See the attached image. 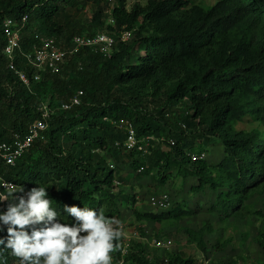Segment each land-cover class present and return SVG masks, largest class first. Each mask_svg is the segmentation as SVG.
Masks as SVG:
<instances>
[{"label":"trees","instance_id":"1","mask_svg":"<svg viewBox=\"0 0 264 264\" xmlns=\"http://www.w3.org/2000/svg\"><path fill=\"white\" fill-rule=\"evenodd\" d=\"M102 1L0 0V143L24 135L44 106L51 111L41 137L14 166L0 162V175L26 190L36 181L44 183L58 210L102 205L110 218L122 222L124 209L135 223L157 225L155 234L172 223L188 225L198 212L177 205L138 212L134 191L116 192L122 185L116 174L120 165H129L134 173L143 168L139 178L156 172L161 186L174 175L196 178L193 191L217 192L207 214L215 213L221 222L260 214L246 204L264 191V131L236 126L249 118L264 129V0H219L208 9L189 0H140L130 8L128 0H115L113 6L108 0L102 6ZM87 4H93L90 18L81 12ZM22 17L25 53L35 34L54 38L63 49L82 35L105 34L114 45L109 55L82 49L59 74L39 72L40 80L34 82L35 69L26 60L17 57L11 70L3 54V20L11 18L20 26ZM124 33L130 35L126 41ZM15 71L28 76L29 87ZM77 92H82L80 105L60 111ZM122 121L133 126L137 139H153L149 154L125 151ZM214 145L222 155L211 161L206 153ZM191 153H203L206 159L192 162ZM184 225L179 229L205 254L210 223L196 229ZM116 243L113 263L121 258L123 238ZM124 261L198 264L182 254L154 258L138 241L131 242Z\"/></svg>","mask_w":264,"mask_h":264},{"label":"clouds","instance_id":"2","mask_svg":"<svg viewBox=\"0 0 264 264\" xmlns=\"http://www.w3.org/2000/svg\"><path fill=\"white\" fill-rule=\"evenodd\" d=\"M35 183V187L26 190L22 184L13 185L0 179V264H9L10 257L15 258V264H116L124 261L132 241L129 238L127 254L122 256L125 236L128 238L125 224L110 218L102 205L99 208L63 205L58 210L44 183ZM158 194L162 193L150 194L149 198ZM169 197L172 207L176 201ZM121 237V258L113 263L112 253L119 248L116 242ZM137 238L144 240L145 237L138 231Z\"/></svg>","mask_w":264,"mask_h":264},{"label":"rangeland","instance_id":"3","mask_svg":"<svg viewBox=\"0 0 264 264\" xmlns=\"http://www.w3.org/2000/svg\"><path fill=\"white\" fill-rule=\"evenodd\" d=\"M140 0H128L127 6L130 8L133 3L139 2ZM191 5H200L204 9H208L212 7L219 0H189ZM106 0L102 1V6L105 5ZM115 0L112 1L111 5L113 6ZM111 7V6H110ZM93 9V4H87L83 9L82 13L90 18V12ZM237 130L251 132L253 130L259 129L260 131H264L262 127H260L257 123H253L251 119L245 118L243 123H240L236 126ZM207 150V156H211V159L220 158L222 153V148L219 146H212ZM163 150L167 151L166 148L162 147ZM120 173V177L122 179V185L120 188L116 189V192L130 193L131 191L137 192L140 197L136 200L137 209L148 211L149 213H156L157 211L152 209L149 206V195L151 193H156L155 190L150 189V191H146V194L141 197L140 192V184H136L139 176H135L132 168L123 164L116 168V174ZM187 177L176 176L173 181H168L167 185L169 188L171 186L172 190L177 188L180 193L173 192L171 194L172 198H176L179 194L186 197V194L194 189L196 186H192L190 190V179H186ZM193 181V180H191ZM159 186V185H158ZM161 186V185H160ZM146 188H151L149 186H144ZM194 187V188H193ZM207 189V188H206ZM164 190L158 189V193ZM166 190V189H165ZM170 190V189H169ZM171 192V190H170ZM194 195L202 194L203 192H195L192 190ZM217 192H210L209 194V202L215 199ZM181 197H178L177 201L180 204L178 207L182 205H191V202L187 199L181 200ZM176 201V200H175ZM135 205V204H134ZM208 205V204H206ZM247 207L251 211L258 212L260 214L252 216V218L245 221H238L234 219H228L226 221H219L217 215L215 213L207 214V209L205 212H198L194 217H192L189 222L190 226L194 228H198L203 225L206 221H208L211 225V233H207L205 235V244H206V252L205 254H201L196 250V248L190 244L186 234L184 233V229L180 228V226L184 225V223L179 224H169L161 230V232L155 234L153 230L149 227L146 229L148 234H146V238L143 240V244L148 243L146 246V251H148L149 255L152 257H162L166 253H174V254H182L186 257L193 258L197 261L198 264H264V191L258 193L251 200L247 202ZM194 207V206H193ZM127 229L133 230L135 234L138 236V230H136L135 224L130 220L126 222ZM152 225V224H151ZM139 239V238H138ZM154 239H159L163 245L161 249H154L150 246V242ZM218 244H225L223 250H216Z\"/></svg>","mask_w":264,"mask_h":264},{"label":"built area","instance_id":"4","mask_svg":"<svg viewBox=\"0 0 264 264\" xmlns=\"http://www.w3.org/2000/svg\"><path fill=\"white\" fill-rule=\"evenodd\" d=\"M109 3L112 0H108ZM26 18L22 17L21 24L11 18H6L2 22V33L5 41V47L3 54L8 60V65L11 70L14 69V60L17 57H21L35 69L31 79L34 82L40 80L39 72H48L51 75L59 74L62 67L66 62L78 54L82 49H91L95 54L109 55L114 45V38L105 34H98L93 37L88 36H75L71 40V47L63 49L54 38L41 36L35 34L33 36V44L31 45L30 51L25 53L21 47V31L25 25ZM129 33L122 35V40L126 41L129 38ZM20 82L26 87L30 85V79L24 72L15 71ZM82 92H77L67 103H63L59 110L70 111L73 107L80 105V97ZM50 110L44 106L42 108V116L39 120L33 122L27 129L24 135H14L9 142L0 143V162L5 167H12L16 162L32 147L33 143L41 137L43 131L46 130V119L50 115ZM123 130L126 132V140L124 141L123 147L125 151L137 150L143 155L149 154V145L152 138H141L137 139L133 126L129 122L122 121ZM184 128V126H182ZM158 142V141H157ZM164 140L160 139L158 143H163ZM168 144L172 147L175 145V141L170 139ZM117 146V144H116ZM191 161L204 160L206 156L204 154H189ZM143 168H139L136 174H140ZM0 179L6 181L1 175ZM8 182V181H7ZM10 183V182H8ZM15 185L14 183H10ZM116 185H119L117 182ZM149 204L153 209L164 211L171 207V199L168 194L162 193L158 195H152L149 198ZM124 232V227H123ZM125 246L122 251V256L127 254V241L129 238L125 236ZM150 246L156 250L163 247L159 239H154L150 242ZM116 264H126L123 260Z\"/></svg>","mask_w":264,"mask_h":264},{"label":"crops","instance_id":"5","mask_svg":"<svg viewBox=\"0 0 264 264\" xmlns=\"http://www.w3.org/2000/svg\"><path fill=\"white\" fill-rule=\"evenodd\" d=\"M214 159H212L211 161H213ZM176 176L174 175L173 177H171L168 181H173V179L175 178ZM187 178L188 179H190V190L192 189V186H197L198 185V180L196 179V178H194V177H189V176H187ZM186 178V179H187ZM159 179H158V176L156 175V172H152L151 174H150V176H146V177H143V178H139L136 182V184H140V188H141V192H140V195H141V197H143V195L144 194H146V191H150V189H152V190H155L156 191V193H158V189L160 188V189H162V188H164V190H162V191H160L159 193H167V194H169L170 196H171V194L173 193V192H175L176 193V195H177V193H180V191H178L177 190V188L175 187V190H172L171 189V186L169 187V188H167L168 187V181L164 184V185H162V186H160L158 183H159V181H158ZM191 180H193V181H191ZM159 185V186H158ZM144 186H149V187H151V188H146V187H144ZM166 189V190H165ZM171 190V192H170V190ZM131 192H133V191H131ZM199 192H203L202 194H198V195H194V193L192 192V190L190 191V192H188V194H186V197H187V199L191 202V205L189 206V205H182V206H180V208L182 209V210H191V211H195L196 213L197 212H205V210L206 209H209V207H210V205H212L213 203H214V200L213 201H210L209 202V194H210V192H209V190L208 189H203V190H201V191H199ZM198 192V193H199ZM134 193H136V194H138L137 192H135L134 191ZM151 194H153V193H151ZM172 197V196H171ZM178 197H181L182 199L181 200H185L186 201V197L185 196H182L181 194H179L174 200H176V204H180V202L179 201H177V199H178ZM140 197L138 196V195H136V198H135V200H138ZM137 203H135V205L133 206V208L134 209H136L138 212H141V213H145L146 211H144V210H140V209H137V205H136ZM206 204H208V205H206ZM177 206H179V205H177ZM194 206V207H193ZM122 212H123V220H122V223L123 224H125L126 225V227H127V224H126V222H128V220H130L132 223H134L135 224V229L137 228V230H139V232H143V235H144V237L146 238L147 236H146V234H148V232H147V228L149 227L151 230H153V233H154V231H155V229H158L157 228V225H155V224H152L151 225V223H143V224H138V223H135V221H134V218L131 216V212H126V211H124V209L122 210ZM190 220V219H189ZM189 220H187V221H189ZM186 222V221H185ZM184 227L185 228H194V227H192V226H190V223H188V225H184ZM196 229V228H195ZM146 233V234H145ZM126 234H127V236H128V238H130V240H132V241H135V242H140L141 243V240H138V238H137V236H135L134 234H133V230H128V229H126ZM140 235H141V233H140ZM144 238V239H145ZM131 241V242H132ZM142 244H143V240H142ZM144 245V248L146 247V246H148V243H146V244H143Z\"/></svg>","mask_w":264,"mask_h":264}]
</instances>
